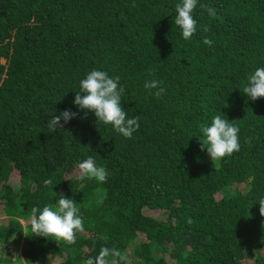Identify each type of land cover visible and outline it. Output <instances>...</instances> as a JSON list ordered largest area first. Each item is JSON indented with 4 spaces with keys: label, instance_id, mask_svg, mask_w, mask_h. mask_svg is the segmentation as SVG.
<instances>
[{
    "label": "trees",
    "instance_id": "obj_1",
    "mask_svg": "<svg viewBox=\"0 0 264 264\" xmlns=\"http://www.w3.org/2000/svg\"><path fill=\"white\" fill-rule=\"evenodd\" d=\"M180 2L0 0V264H85L101 247L136 264H264V98L243 93L264 67V0H198L190 40ZM93 69L119 77L121 106L140 117L131 139L72 103ZM64 110L77 115L49 132ZM216 115L238 127L240 150L212 163L200 129ZM88 157L106 182L77 178ZM59 194L84 221L71 245L30 230L31 209Z\"/></svg>",
    "mask_w": 264,
    "mask_h": 264
},
{
    "label": "clouds",
    "instance_id": "obj_2",
    "mask_svg": "<svg viewBox=\"0 0 264 264\" xmlns=\"http://www.w3.org/2000/svg\"><path fill=\"white\" fill-rule=\"evenodd\" d=\"M198 0H181L176 5V16L174 19L181 31L184 40H190L197 31V21L193 17ZM135 6V5H133ZM211 17L216 16L213 7L200 5ZM204 31H208L207 27ZM203 43L212 47L213 41L207 37L203 38ZM158 80L147 81L144 87L150 90V94L160 98L165 89L160 87ZM156 91L152 92L151 90ZM243 93L252 100L264 98V67H258L247 78V84L243 88ZM124 88L119 85V77L110 78L105 71L91 70L85 78L79 81V91L76 92L73 104L79 110L92 112L96 118V123L111 125L112 128L126 139H131L140 125V117L128 118L124 108L121 106V97ZM76 112L64 110L58 115H53L48 121L49 132L63 129L61 120L66 124L70 119L75 118ZM87 113L84 117L86 118ZM203 139L200 140L201 150L207 151L212 163L231 156L240 150L239 129L229 123L227 119L216 115L212 118L210 126L201 127ZM77 178L81 181L85 179H95L97 182L107 181L108 173L104 167H98L92 157H88L77 165ZM50 179L45 180V184H51ZM55 195H57L55 193ZM55 202V207L44 206L42 209L33 207L29 218L31 234L37 237L62 240L71 245L75 242L78 233L84 232V221L79 214L77 203L71 198H65L59 194ZM259 214L264 217V198L259 200ZM15 255V254H14ZM126 257L116 248L101 247L99 254L95 258H88L85 264H122ZM27 264V260H25Z\"/></svg>",
    "mask_w": 264,
    "mask_h": 264
},
{
    "label": "rangeland",
    "instance_id": "obj_3",
    "mask_svg": "<svg viewBox=\"0 0 264 264\" xmlns=\"http://www.w3.org/2000/svg\"><path fill=\"white\" fill-rule=\"evenodd\" d=\"M13 177L16 178L15 175L13 174V171H12V173L10 174L11 181L8 182V183L11 186L16 187V185H17L16 184V182H17L16 180L17 179L14 180ZM143 211H144L143 213H146L148 215L149 214L152 215L151 210H149V209H145ZM154 214H155V212H154ZM3 221H4V216L1 214V211H0V222H3ZM15 242L18 244V248H20V249H18V253L21 254L20 251L22 249V244H23L22 237H20L19 239H15ZM261 252H262V254H264V248H262ZM37 259L38 260H40V259L45 260L47 264H50V263H59V261H60V257H58V256H52V255H50V256L44 255V256H41V257H37ZM126 260H128V261L126 263H124V264H136V260H133V259L128 258V257L126 258ZM23 263L25 264V262H23ZM27 264H30V263L27 262Z\"/></svg>",
    "mask_w": 264,
    "mask_h": 264
}]
</instances>
